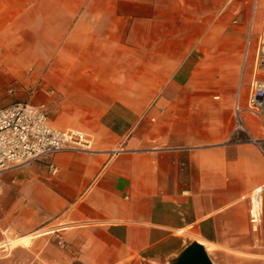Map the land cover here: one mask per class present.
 Instances as JSON below:
<instances>
[{
	"label": "crops",
	"instance_id": "crops-1",
	"mask_svg": "<svg viewBox=\"0 0 264 264\" xmlns=\"http://www.w3.org/2000/svg\"><path fill=\"white\" fill-rule=\"evenodd\" d=\"M258 2L0 0V106L91 141L0 174V264H171L194 241L212 264H264V145L234 132L238 106L262 138L245 111Z\"/></svg>",
	"mask_w": 264,
	"mask_h": 264
},
{
	"label": "built area",
	"instance_id": "built-area-1",
	"mask_svg": "<svg viewBox=\"0 0 264 264\" xmlns=\"http://www.w3.org/2000/svg\"><path fill=\"white\" fill-rule=\"evenodd\" d=\"M253 73L245 111L258 121L262 129V138H252L243 127L238 106L235 107L237 123L234 132L242 130L251 142L264 145V26L257 37ZM90 149L91 141L86 134L53 126L46 114L29 101L0 106V174L14 166L49 157L58 152ZM50 172L52 174L56 172L52 165ZM248 203L249 222L252 230L256 231L264 210L261 187H256L249 193ZM57 243L63 245L61 239H58Z\"/></svg>",
	"mask_w": 264,
	"mask_h": 264
},
{
	"label": "water",
	"instance_id": "water-1",
	"mask_svg": "<svg viewBox=\"0 0 264 264\" xmlns=\"http://www.w3.org/2000/svg\"><path fill=\"white\" fill-rule=\"evenodd\" d=\"M171 264H212L202 244L194 241Z\"/></svg>",
	"mask_w": 264,
	"mask_h": 264
},
{
	"label": "bare ground",
	"instance_id": "bare-ground-1",
	"mask_svg": "<svg viewBox=\"0 0 264 264\" xmlns=\"http://www.w3.org/2000/svg\"><path fill=\"white\" fill-rule=\"evenodd\" d=\"M20 242L27 243V242H29V238H23V239H21ZM2 246H5L6 249L9 250L10 248H12L14 246V240L7 239V240H5L4 244L0 245V247H2Z\"/></svg>",
	"mask_w": 264,
	"mask_h": 264
},
{
	"label": "rangeland",
	"instance_id": "rangeland-1",
	"mask_svg": "<svg viewBox=\"0 0 264 264\" xmlns=\"http://www.w3.org/2000/svg\"><path fill=\"white\" fill-rule=\"evenodd\" d=\"M258 8L260 10V13L262 14V19H264V0H259L258 2ZM261 25V24H260ZM8 89V87L2 88L1 90L6 93V90Z\"/></svg>",
	"mask_w": 264,
	"mask_h": 264
}]
</instances>
